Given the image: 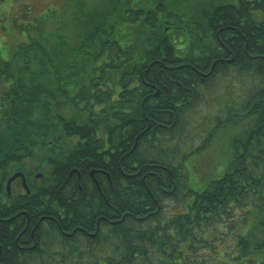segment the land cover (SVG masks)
<instances>
[{"label":"trees","instance_id":"trees-1","mask_svg":"<svg viewBox=\"0 0 264 264\" xmlns=\"http://www.w3.org/2000/svg\"><path fill=\"white\" fill-rule=\"evenodd\" d=\"M102 1L108 6L100 14L77 19L83 40L69 51L64 36H32L55 11L18 25L28 40L16 42L7 58L0 48V194L8 177L31 162L44 185L25 231L21 221L0 223V264H220L215 240L244 224L246 235L230 246L264 257V0ZM235 72L252 83L244 95L222 101L223 113L210 119L217 126L208 148L218 130L245 126L231 133L227 167L197 189L186 160L199 149L182 154L186 114L218 78ZM157 90L145 113L143 97ZM81 158L108 173L96 176L101 192L87 188L85 174L69 176L81 169ZM86 199L94 203L66 204ZM168 201L181 208L165 216ZM66 208L75 217H101L89 249L78 231L71 238L62 233ZM22 209L27 206L0 207V215ZM46 213L53 223L45 243L21 250L10 226L24 231L21 243Z\"/></svg>","mask_w":264,"mask_h":264},{"label":"rangeland","instance_id":"rangeland-1","mask_svg":"<svg viewBox=\"0 0 264 264\" xmlns=\"http://www.w3.org/2000/svg\"><path fill=\"white\" fill-rule=\"evenodd\" d=\"M238 2V0H233ZM83 4L84 6H79ZM108 3L102 0H7L0 1V48L3 57L7 58L16 42L27 41L28 34L26 30H21L18 25L36 24L41 16H45L55 11L59 15L48 17L45 22L38 23L32 36H39L41 32L51 41H58L60 36L65 37V50L69 51L83 40V30L79 26L78 18L85 13H99L102 8L107 7ZM179 49L185 47V43L177 45ZM252 81L244 74L235 72L233 75L220 77L216 80L214 86L207 88L204 94V100L186 116L189 122L186 123L184 133L182 134V154H187L189 150L199 149L189 159L186 165L191 169L194 177V187L199 188L216 173H220L227 167L232 155L230 138L233 130H241L245 125L240 124L239 128L232 130H218L217 137L208 148V138L216 130L217 123L211 125L210 119L217 114H222V101H230L244 95L249 89ZM224 97V98H223ZM208 117V119H207ZM207 120V121H206ZM202 127V134L200 132ZM220 129V128H219ZM232 133V134H231ZM212 148V149H211ZM208 149H211L208 150ZM213 150L215 152H213ZM181 153V150L179 151ZM215 160L213 165L208 166V155L213 156ZM180 155V154H179ZM219 174V175H220ZM214 177H217L214 176ZM180 205L168 201L165 209V216L175 213L180 209ZM249 225H241L237 230L226 232L215 240L214 246L217 252L220 264H246L252 258L261 261L264 257L258 251L241 255L239 250L232 248L231 242H238L240 237L246 235ZM99 255H103L100 253Z\"/></svg>","mask_w":264,"mask_h":264},{"label":"flooded vegetation","instance_id":"flooded-vegetation-1","mask_svg":"<svg viewBox=\"0 0 264 264\" xmlns=\"http://www.w3.org/2000/svg\"><path fill=\"white\" fill-rule=\"evenodd\" d=\"M205 75H208V73ZM129 83L132 86V82L130 81ZM147 84L149 83L147 82ZM116 96H118V93L112 94L111 96L112 100ZM153 96H160V90H157L153 94L146 93V95L143 97L142 108L145 113L147 111V107H148L147 105L150 103ZM126 103H127V109L125 111L128 113L127 120L128 122H131L133 119H132V100H131L130 95H128ZM169 110H173V108H169ZM92 140H99V141L102 140L103 147H110L109 143L104 137H94L92 138ZM127 148H128L127 153L129 154L131 152V142L130 141H128L127 143ZM79 164L81 165V169H77V168L71 169L69 176L77 175V178L80 179L82 177V174H85L91 179V182L87 184V188L88 189L92 188L94 185L95 187L97 186L101 192V188L98 184V180L96 176L99 173H103L104 175H108V173L103 169H96L92 167L91 166L92 160L90 158H81L79 161ZM29 165H28L29 166L28 170L26 171L17 170V171H21L23 176L22 175L17 176L14 180H12L10 189H8V181L14 173L9 176L6 181V194L3 192L0 194V207L2 208V210L4 207L11 206L14 204L20 205L23 207L27 206L26 210L22 209L21 211L17 212L16 214L12 216L8 217L4 213L0 215V223H2L3 225L4 223L8 224V222L10 221L24 222L26 224L24 231L34 221L33 217L36 211V205L33 204L34 199H35V194H36L35 192L37 190H41L44 188V185L40 181L43 178V173L40 171H36L35 168L32 166V162ZM92 203H94V201L89 200V199H86V201L84 202H78L74 200L66 201L67 205H74V206L76 204L78 205L87 204L89 206ZM81 210L82 211L79 214H82L87 211L86 209H81ZM112 211H113V208H112ZM65 212L67 214H70L66 218L64 216H61L62 217L61 219H63L65 223V227H62L58 223L60 229L62 230V233L66 237L71 238L73 233L78 231L79 237L84 240L82 245L85 247L90 245L89 242L93 238H96L99 232L101 217L90 216V215H87V216L78 215L77 217H75L73 216V213L71 212V210H69L68 208H66ZM114 214L115 213H113V215L109 219L110 229H114L115 223L117 221L115 219ZM52 218L53 217L47 215V213L41 215L37 219V222H34L33 226L30 229L29 234L28 233L25 234L26 239L22 240L21 243L19 242V240L22 237V234L24 231L20 233L15 227L10 226V228L14 230L11 236L14 238L15 244H17L21 250H26V249L33 250L37 246H42L45 243L47 232L50 230V226L53 223L51 220ZM37 230H38V233H37ZM112 248H114V246H112ZM87 249L89 248L87 247Z\"/></svg>","mask_w":264,"mask_h":264},{"label":"water","instance_id":"water-1","mask_svg":"<svg viewBox=\"0 0 264 264\" xmlns=\"http://www.w3.org/2000/svg\"><path fill=\"white\" fill-rule=\"evenodd\" d=\"M19 175H22V173H20V172L16 173V174L13 175V177L9 180V182H8V189H10V183H11V181L14 180V179H15L17 176H19Z\"/></svg>","mask_w":264,"mask_h":264}]
</instances>
